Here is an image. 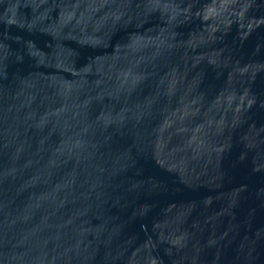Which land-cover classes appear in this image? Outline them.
<instances>
[{
	"label": "water",
	"instance_id": "1",
	"mask_svg": "<svg viewBox=\"0 0 264 264\" xmlns=\"http://www.w3.org/2000/svg\"><path fill=\"white\" fill-rule=\"evenodd\" d=\"M0 264H264V0H0Z\"/></svg>",
	"mask_w": 264,
	"mask_h": 264
}]
</instances>
